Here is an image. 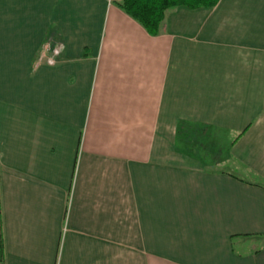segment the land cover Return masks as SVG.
I'll return each mask as SVG.
<instances>
[{"label": "crops", "instance_id": "crops-1", "mask_svg": "<svg viewBox=\"0 0 264 264\" xmlns=\"http://www.w3.org/2000/svg\"><path fill=\"white\" fill-rule=\"evenodd\" d=\"M0 227L6 264H264V0L156 37L108 0H0Z\"/></svg>", "mask_w": 264, "mask_h": 264}, {"label": "trees", "instance_id": "trees-1", "mask_svg": "<svg viewBox=\"0 0 264 264\" xmlns=\"http://www.w3.org/2000/svg\"><path fill=\"white\" fill-rule=\"evenodd\" d=\"M221 0H121L119 7L128 16L137 21L151 36H159L169 10L185 7L188 9H212ZM0 264H6L4 244L0 227Z\"/></svg>", "mask_w": 264, "mask_h": 264}, {"label": "clouds", "instance_id": "clouds-1", "mask_svg": "<svg viewBox=\"0 0 264 264\" xmlns=\"http://www.w3.org/2000/svg\"><path fill=\"white\" fill-rule=\"evenodd\" d=\"M65 50V44L56 42L53 47L51 41H46L37 53V58L33 63L32 74L34 75L40 67L47 65L50 68H54L57 65V57Z\"/></svg>", "mask_w": 264, "mask_h": 264}, {"label": "built area", "instance_id": "built-area-1", "mask_svg": "<svg viewBox=\"0 0 264 264\" xmlns=\"http://www.w3.org/2000/svg\"><path fill=\"white\" fill-rule=\"evenodd\" d=\"M119 2H121V0H108V3L110 4V5H114V4H118ZM59 57V56H58ZM57 57V58H58Z\"/></svg>", "mask_w": 264, "mask_h": 264}]
</instances>
